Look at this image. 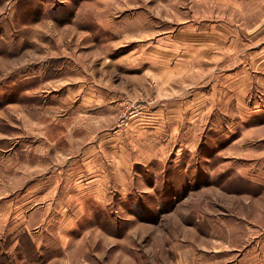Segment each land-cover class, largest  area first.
Segmentation results:
<instances>
[{
    "label": "rangeland",
    "instance_id": "obj_1",
    "mask_svg": "<svg viewBox=\"0 0 264 264\" xmlns=\"http://www.w3.org/2000/svg\"><path fill=\"white\" fill-rule=\"evenodd\" d=\"M263 43L264 0H0V264H264Z\"/></svg>",
    "mask_w": 264,
    "mask_h": 264
},
{
    "label": "crops",
    "instance_id": "obj_2",
    "mask_svg": "<svg viewBox=\"0 0 264 264\" xmlns=\"http://www.w3.org/2000/svg\"><path fill=\"white\" fill-rule=\"evenodd\" d=\"M251 48L249 47V50H247V52L246 51L243 53L238 52L237 57L235 58L236 62L241 63V62L245 61L247 63V60H252V63H254V62L256 63L257 62L256 58H260L261 65L264 64V43H263V45L261 44L260 46H256L255 48H253L254 50H252ZM237 69H238L237 67L234 69H231V72L234 73L233 77H236L235 80L245 81L246 86L249 85V80L252 78L248 79V75H246L244 80L241 78H238L239 74L243 73V72L245 73L246 70L243 71V69H242V71H239ZM236 70L239 72H235ZM261 80H262L261 87L264 88V75L261 76ZM233 82H235L234 84H236V81H233ZM236 85L238 88H239V86H241V84H239V86H238V84H236ZM220 86H221V91H222L221 92V98H224L225 100L231 99V100L235 101L236 96H239V95H236V94L233 95V94L227 92L226 89H230L229 87L231 86V84L223 85V82H222L220 84ZM243 96H245V95H243Z\"/></svg>",
    "mask_w": 264,
    "mask_h": 264
}]
</instances>
